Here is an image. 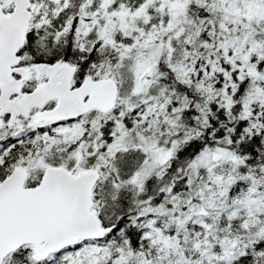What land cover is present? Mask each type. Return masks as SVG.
I'll use <instances>...</instances> for the list:
<instances>
[{
    "label": "snow or ice",
    "instance_id": "snow-or-ice-1",
    "mask_svg": "<svg viewBox=\"0 0 264 264\" xmlns=\"http://www.w3.org/2000/svg\"><path fill=\"white\" fill-rule=\"evenodd\" d=\"M0 264H264V0H0Z\"/></svg>",
    "mask_w": 264,
    "mask_h": 264
}]
</instances>
